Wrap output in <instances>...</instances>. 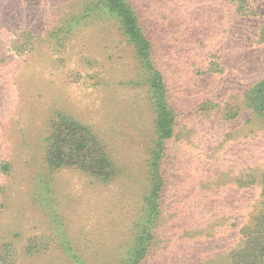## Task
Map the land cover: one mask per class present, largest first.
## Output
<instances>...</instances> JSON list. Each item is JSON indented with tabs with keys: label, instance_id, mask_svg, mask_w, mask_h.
I'll list each match as a JSON object with an SVG mask.
<instances>
[{
	"label": "rangeland",
	"instance_id": "rangeland-1",
	"mask_svg": "<svg viewBox=\"0 0 264 264\" xmlns=\"http://www.w3.org/2000/svg\"><path fill=\"white\" fill-rule=\"evenodd\" d=\"M99 1L0 0V254L16 264H73L57 243L61 230L86 264H119L149 188L154 117L146 89L130 84L138 68L118 24L101 16L72 35L62 31L68 15H84ZM133 1L159 49L168 51L164 74L180 113L165 172L162 258L150 262L169 264L191 232L222 225V235L230 233L217 199L232 193L238 174L264 165V122L247 111L233 121L220 115L264 77V43L258 24L237 14L231 0ZM247 4L264 15V0ZM203 12L212 24L199 22ZM26 32L35 36L31 45ZM190 60L214 69L200 75L183 63ZM55 114L93 126L123 176L106 185L75 168L50 172L45 154ZM247 190L232 197L242 219L256 203ZM31 244L44 252L26 255Z\"/></svg>",
	"mask_w": 264,
	"mask_h": 264
},
{
	"label": "trees",
	"instance_id": "trees-1",
	"mask_svg": "<svg viewBox=\"0 0 264 264\" xmlns=\"http://www.w3.org/2000/svg\"><path fill=\"white\" fill-rule=\"evenodd\" d=\"M231 1L237 5V14L253 19L258 24L257 33L259 32V34L256 33V37L264 43L263 12L249 6L247 0ZM205 8L202 10H206ZM211 8L212 6L207 10H211ZM84 13L80 16L68 15V19L63 22V33L72 35L76 26L89 19L96 20L101 16H109L110 19H113L118 24L119 32L124 42L132 50L137 63L138 77L130 84L136 88L146 89L147 102L154 117V137L147 172L149 188L140 198L138 203L140 210L136 216L137 219L132 223V240L119 263L150 264L157 258H162L161 228L165 213L169 208L165 205V192L168 183L165 172L170 162L169 144L176 136L180 118L164 74V59H166L168 51L159 49L158 43L154 39L153 29L150 30L141 22L138 8L133 0H100L95 7ZM213 13L215 14V11ZM207 14V12H203L201 16L198 15L201 24H206L211 20V24L213 23V16H210L208 20ZM57 35L55 32L52 33L53 38ZM24 38L27 40L26 43L31 45L35 36L32 32H26ZM57 41L62 42V39ZM170 57L171 54L168 58ZM185 57L193 58L190 55ZM183 63L187 65L193 63L192 66L197 68L196 71L200 75H206L214 69L211 68L213 63L209 62L206 67L198 65L193 60ZM243 89L238 98V105L225 104L222 108L220 112L222 119L233 121L237 116L247 111L264 122V77ZM217 100L219 99L217 98ZM53 129L52 136L47 140L45 154V163L50 172L75 168L88 175L92 180L106 185L117 182L123 176L121 169L111 158L107 147L93 126L80 123L65 114H55ZM1 168L7 170L8 166L2 165ZM226 175L230 176L229 173ZM234 180L232 193L225 194V199L222 201L217 199L220 203L219 206L223 209L219 216L226 220L224 225L231 226L230 233L222 235V225L214 227L215 231L210 234L191 232L187 237L188 241L183 242L187 245L185 251L175 252L176 256L169 259V264H178L176 262H181V264H264V165H260L252 173H240ZM223 182L225 181L223 180ZM247 189H251L254 194H257L256 203L251 214L242 219L237 216L239 208L237 209V206L234 205L232 197L238 193L236 190L248 191ZM56 235L59 236L57 239L59 248L71 263L86 264L81 256H77V251L66 231L61 230ZM43 252L38 250V246L32 244L25 249L28 256L40 255ZM8 254L10 253L3 250L0 254V262L16 264V261L7 258ZM221 258L223 262L218 261Z\"/></svg>",
	"mask_w": 264,
	"mask_h": 264
}]
</instances>
